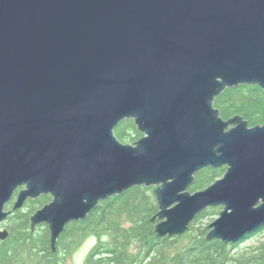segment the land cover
Returning a JSON list of instances; mask_svg holds the SVG:
<instances>
[{
    "label": "water",
    "instance_id": "1",
    "mask_svg": "<svg viewBox=\"0 0 264 264\" xmlns=\"http://www.w3.org/2000/svg\"><path fill=\"white\" fill-rule=\"evenodd\" d=\"M239 85L264 90V0H0V227L48 195L29 230L46 225L53 253L64 226L142 186L155 237L222 207L207 239L239 242L264 227V125L212 107ZM125 119L133 145L114 137Z\"/></svg>",
    "mask_w": 264,
    "mask_h": 264
},
{
    "label": "trees",
    "instance_id": "2",
    "mask_svg": "<svg viewBox=\"0 0 264 264\" xmlns=\"http://www.w3.org/2000/svg\"><path fill=\"white\" fill-rule=\"evenodd\" d=\"M212 107L223 120L239 116L249 127L264 125V90L256 86L226 89L214 99ZM140 134L130 119L121 121L114 129V137L123 144L133 145L142 137ZM225 169L198 171L188 191L195 193L207 188L223 176ZM153 191L141 186L101 201L85 220L64 226L53 253L46 225L29 230L30 216L48 204L51 197L28 200L21 210L7 217L9 234L0 243V264H66L69 252L88 238L95 240V244L83 264H264V243L239 249L246 240L264 232V227L235 244L208 240L207 225L202 223L208 208L191 221L184 235L155 237L150 222L158 210Z\"/></svg>",
    "mask_w": 264,
    "mask_h": 264
},
{
    "label": "rangeland",
    "instance_id": "3",
    "mask_svg": "<svg viewBox=\"0 0 264 264\" xmlns=\"http://www.w3.org/2000/svg\"><path fill=\"white\" fill-rule=\"evenodd\" d=\"M129 145V144H128ZM154 189V187H151ZM11 208V205L9 204L7 206V209L9 210ZM222 207H213L208 208V216L202 221L204 225H209L214 221L217 220L219 213L222 211ZM4 226H8V224L5 222L2 224L0 229H2ZM264 243V232H261V234H258L256 236H252L248 240H246L244 243L239 245V249L241 250H247L250 248L257 247L258 244ZM95 240L93 239H85L80 244H78L71 252L70 254L66 256V264H83L85 261V258L87 256V253L90 251V249L94 246Z\"/></svg>",
    "mask_w": 264,
    "mask_h": 264
},
{
    "label": "flooded vegetation",
    "instance_id": "4",
    "mask_svg": "<svg viewBox=\"0 0 264 264\" xmlns=\"http://www.w3.org/2000/svg\"><path fill=\"white\" fill-rule=\"evenodd\" d=\"M14 201H15V200H12V202L10 203V205H11L12 203H14ZM11 206H12V205H11ZM0 230H7V227L4 226V227H3L2 229H0ZM8 231H9V230H8Z\"/></svg>",
    "mask_w": 264,
    "mask_h": 264
}]
</instances>
